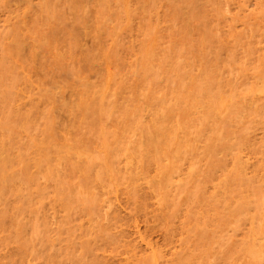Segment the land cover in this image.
Returning a JSON list of instances; mask_svg holds the SVG:
<instances>
[{
  "label": "rangeland",
  "instance_id": "rangeland-1",
  "mask_svg": "<svg viewBox=\"0 0 264 264\" xmlns=\"http://www.w3.org/2000/svg\"><path fill=\"white\" fill-rule=\"evenodd\" d=\"M0 152V264H264V0H0Z\"/></svg>",
  "mask_w": 264,
  "mask_h": 264
},
{
  "label": "bare ground",
  "instance_id": "bare-ground-1",
  "mask_svg": "<svg viewBox=\"0 0 264 264\" xmlns=\"http://www.w3.org/2000/svg\"><path fill=\"white\" fill-rule=\"evenodd\" d=\"M17 42H18V40H17ZM19 44H20V42H19ZM19 44L16 45V48H15L16 50L18 49V51L20 50L19 48H21L20 46H22V45H19ZM21 44H22V42H21ZM16 50H15V51H16ZM14 53H15V52H14ZM15 56H16V55H15ZM17 56H18V54H17ZM92 106H93V105H92ZM92 106H91V107H92ZM95 108H96V107H95ZM89 111H90V110H89ZM0 153H1V152H0ZM81 158H82V157H81ZM1 159L3 160V158H1ZM1 159H0V160H1ZM2 160H1V161H2ZM2 162H3V161H2ZM2 172H3V171H2ZM1 174H2V173H1ZM6 184H7V183H6ZM2 185H3V184H2ZM257 245H258V244H257Z\"/></svg>",
  "mask_w": 264,
  "mask_h": 264
}]
</instances>
